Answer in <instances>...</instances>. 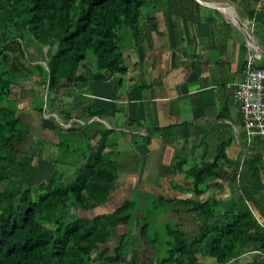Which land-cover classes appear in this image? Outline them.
<instances>
[{
    "label": "trees",
    "instance_id": "1",
    "mask_svg": "<svg viewBox=\"0 0 264 264\" xmlns=\"http://www.w3.org/2000/svg\"><path fill=\"white\" fill-rule=\"evenodd\" d=\"M193 1L0 0V264H150L139 256L143 244L154 249L152 264H239L245 255H253L246 264H264L262 136L245 148L244 134L232 152L233 137L217 142L213 136L198 156L196 146L181 144L180 128L154 126L142 142L148 146L155 132L173 148L161 170L170 183L183 178L171 187L179 196L156 198L141 187L111 213L79 216L104 205L119 179L137 169L124 154L118 158L111 130L91 145L98 126L91 120L106 110L87 82L103 79L117 101L148 90L126 50L143 44L156 9L171 16L179 45ZM247 16L253 35L264 42V8L249 7ZM14 52L29 71L13 63ZM52 143L63 155L47 154ZM193 157L200 160L185 170ZM44 160L53 172L36 184ZM131 233L137 243L132 250Z\"/></svg>",
    "mask_w": 264,
    "mask_h": 264
},
{
    "label": "crops",
    "instance_id": "2",
    "mask_svg": "<svg viewBox=\"0 0 264 264\" xmlns=\"http://www.w3.org/2000/svg\"><path fill=\"white\" fill-rule=\"evenodd\" d=\"M256 2L257 0L188 2L187 5H192L188 12L191 23L187 29L181 27L179 45H175L173 40L171 16L162 10H153L155 20L146 23L143 44L135 50H126L131 64L143 71L145 85L151 87L142 94L130 95L128 100L117 101L103 79L87 82L94 97L106 110L101 119L91 120L98 123L91 145L99 141L102 131L111 130L109 139L118 145V158H122L124 154V158L132 159V164L137 168L134 173L122 176L124 181L119 189L104 205L92 210L94 214L111 213L136 188L145 187L150 192L163 189L165 184L169 186L171 179L162 176L161 168L169 166L173 148L163 144L159 134L155 132L148 146H144L142 142L148 130L154 126L159 129L180 128L181 144H185L187 149L196 146L198 156L203 154L205 144L211 145L213 136L217 138V142H226L233 137L234 141L227 152L234 151L235 145L239 148L238 140H242L244 130L233 98L232 84L242 79L243 66L251 51L243 34L232 24L235 18L229 7L234 8L243 23L250 24L247 10L249 7L253 9ZM228 17L232 19L231 22ZM182 20L185 19L181 17V23ZM135 74L137 71L133 73ZM70 101L71 99L68 102ZM71 121L84 125V121L78 119ZM45 136L56 142L53 133H46ZM205 137L208 138L203 139ZM55 144L52 143L47 148V154L53 159L57 157ZM188 160L185 170L200 159L193 157ZM47 167L49 175L46 178L53 172L52 162L42 161L38 171L39 174L43 173ZM177 178V182L184 181L181 176ZM155 182L163 184V187L147 184ZM123 192L127 194L125 199L113 202ZM116 240L118 239H114L110 246H114ZM135 241L133 233L129 234L128 244H132L131 250L137 244ZM141 248V261L152 264L155 259L154 249L146 244ZM252 258L253 255L242 256L239 264H246ZM200 262L208 263L204 260Z\"/></svg>",
    "mask_w": 264,
    "mask_h": 264
},
{
    "label": "built area",
    "instance_id": "3",
    "mask_svg": "<svg viewBox=\"0 0 264 264\" xmlns=\"http://www.w3.org/2000/svg\"><path fill=\"white\" fill-rule=\"evenodd\" d=\"M263 8L264 0H258L255 12ZM250 51L243 66L242 79L232 84L233 98L244 129L245 148L251 145L255 137H264V64L257 63L256 59L261 56ZM260 256L264 259V254Z\"/></svg>",
    "mask_w": 264,
    "mask_h": 264
},
{
    "label": "rangeland",
    "instance_id": "4",
    "mask_svg": "<svg viewBox=\"0 0 264 264\" xmlns=\"http://www.w3.org/2000/svg\"><path fill=\"white\" fill-rule=\"evenodd\" d=\"M228 20L230 21V19L228 18ZM231 22V21H230ZM247 26H248V29L250 30V32L252 33V31H253V28H252V26H253V23L252 22H250V24L248 23L247 24ZM252 35H253V33H252ZM254 36V35H253ZM254 38L258 41V43L260 44V46L261 47H263L264 48V42L263 41H261L260 39L258 40V37H255L254 36ZM47 54H48V52H47ZM34 56V57H33ZM32 57L33 58H35L36 56H35V54H33L32 53ZM89 58H90V61H91V63H94V57H90L89 56ZM12 59H13V63L18 67V68H21V69H23V70H25V71H29V69H28V62L26 61V60H21L20 61V58H19V55L17 54V52H14V55H13V57H12ZM256 62L257 63H264V56H262L260 59H256ZM55 117V116H54ZM55 121H54V123H56V122H58L57 120H56V118H53ZM64 122V121H63ZM60 124H62L64 127L65 126H67V124H63L62 122H60ZM240 132H241V129H240ZM239 142H238V144L240 145H243V142H242V140H241V138H239V140H238ZM56 155L59 157L60 155H63V151H58L57 150V153H56ZM47 166H50V164L49 165H47ZM47 169H48V167L47 168H45V170H43L44 172L43 173H40L39 174V172H38V174L36 175V177L34 178V181L36 182V184H38L39 182H41V181H43V180H45L46 179V177L49 175V173H48V171H49V169H48V171H47ZM177 179L178 178H175V180H173V182H171L170 184H169V186H168V184H165V186L163 187V186H161V185H163V184H159L158 182H155V183H147L148 184V186H152V185H154L155 184V186L158 188L159 186H161V187H163V189H161V190H158V189H154V190H151L150 191V193L154 196V197H156L157 198V196H163V197H166V198H170V197H178L179 196V194H178V192L177 191H173L172 189H171V187L172 186H175V183L177 182ZM123 179H119V184L121 185L122 183H123ZM172 190V191H171ZM229 193V183L228 182H226V185H225V195L226 194H228ZM132 194H131V192L129 193V195H128V197H130ZM127 196V194L125 193V192H123V193H120L119 194V196H117L114 200H113V202H118L120 199H125V197ZM123 200H121L120 201V203L122 202ZM112 211V210H111ZM110 212V211H109ZM94 215H97V214H94V212L93 211H87V212H84V211H80L79 212V216H81V217H86V218H92ZM167 218L168 219H175V220H181V217H177V216H175V215H172V214H169L168 216H167ZM160 223H162V222H160ZM139 226H138V224L136 223L135 225H134V229H137ZM163 226H161L160 227V229L162 228ZM161 237L162 238H164L165 236H164V233H162L161 234ZM162 247V246H161ZM163 250H164V248H162Z\"/></svg>",
    "mask_w": 264,
    "mask_h": 264
},
{
    "label": "water",
    "instance_id": "5",
    "mask_svg": "<svg viewBox=\"0 0 264 264\" xmlns=\"http://www.w3.org/2000/svg\"><path fill=\"white\" fill-rule=\"evenodd\" d=\"M229 8H230L231 12L234 14V16L236 17V19H237V21L239 23V24H237V28L243 34L249 49L253 50L255 53H258L261 57L264 56V48L261 47L260 44L258 43V41L254 38V36L250 32V30L248 29L247 24L243 23L239 19V17L237 16V13L234 10V8H232V7H229Z\"/></svg>",
    "mask_w": 264,
    "mask_h": 264
},
{
    "label": "bare ground",
    "instance_id": "6",
    "mask_svg": "<svg viewBox=\"0 0 264 264\" xmlns=\"http://www.w3.org/2000/svg\"><path fill=\"white\" fill-rule=\"evenodd\" d=\"M222 10H223V8H221V11H222ZM226 16H227V15H226ZM233 17L235 18V20H233L234 22H232V24L235 25V26L237 27V24H239V23H238L236 17L234 16V14H233ZM228 18H229V17H228ZM230 20H232V19H230Z\"/></svg>",
    "mask_w": 264,
    "mask_h": 264
}]
</instances>
